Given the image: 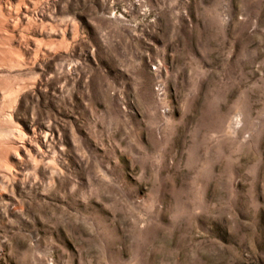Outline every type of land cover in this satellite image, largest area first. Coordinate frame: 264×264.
<instances>
[{
  "label": "rangeland",
  "instance_id": "1",
  "mask_svg": "<svg viewBox=\"0 0 264 264\" xmlns=\"http://www.w3.org/2000/svg\"><path fill=\"white\" fill-rule=\"evenodd\" d=\"M0 152V264H264V0H0Z\"/></svg>",
  "mask_w": 264,
  "mask_h": 264
},
{
  "label": "bare ground",
  "instance_id": "2",
  "mask_svg": "<svg viewBox=\"0 0 264 264\" xmlns=\"http://www.w3.org/2000/svg\"><path fill=\"white\" fill-rule=\"evenodd\" d=\"M3 45H4V44H3ZM8 135H9V133H8ZM5 136H6V135H5ZM8 137H9V136H8ZM10 137H11V136H10ZM14 147H15V146H14ZM5 148H6V147H5ZM12 148H13V147H12ZM3 149H4V148H3ZM13 149H14V148H13ZM3 159L5 160V155H4L3 153L0 152V161L3 160ZM0 167H1V163H0Z\"/></svg>",
  "mask_w": 264,
  "mask_h": 264
}]
</instances>
